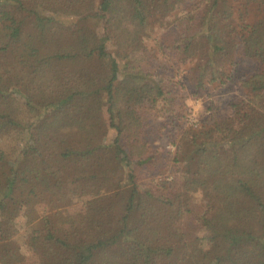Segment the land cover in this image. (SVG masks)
Instances as JSON below:
<instances>
[{
  "label": "trees",
  "instance_id": "16d2710c",
  "mask_svg": "<svg viewBox=\"0 0 264 264\" xmlns=\"http://www.w3.org/2000/svg\"><path fill=\"white\" fill-rule=\"evenodd\" d=\"M0 264H264V0H0Z\"/></svg>",
  "mask_w": 264,
  "mask_h": 264
},
{
  "label": "rangeland",
  "instance_id": "374dc122",
  "mask_svg": "<svg viewBox=\"0 0 264 264\" xmlns=\"http://www.w3.org/2000/svg\"><path fill=\"white\" fill-rule=\"evenodd\" d=\"M87 26H89L97 35L103 36L104 34V24L103 20L100 18V14L96 17H92L87 21ZM154 28H157L154 26ZM158 35V30L156 31V35H153V39L148 40L146 42V45L150 49H155V40ZM110 53H114L113 49L109 48ZM151 60L154 62V65L158 66L159 56L158 54H154L153 51H151ZM184 66L181 67V70H179L177 79L175 80V83L177 85H181V76L183 73ZM259 70H263V67H261L259 64H249L246 66H243L242 68H238V70L233 74V77L235 78H241L250 75L253 72H257ZM162 70L159 69V72ZM166 78H168V84H173L172 82V72L168 70L162 71ZM175 87V85H174ZM236 85L234 83L230 85H226V87H222L219 85H212L211 87H207L206 91H201L198 96L193 97L191 89H185L180 92V88L176 87L177 94L182 98V100L186 101V104L189 108V113L187 116V122L186 121H175L174 124H170L166 127V131L163 134L162 139L160 140V145L164 148H166V154L169 157L177 156L176 153V144H177V133L178 130L181 129L183 126L196 124L200 117L206 113L208 109H210L212 106L214 107L216 104L219 105V107L222 109L223 112H225V108L231 103L233 98L237 94ZM189 95L191 97H189ZM186 98V99H183ZM167 123V122H165ZM144 180L147 181V178ZM146 181H143L144 183Z\"/></svg>",
  "mask_w": 264,
  "mask_h": 264
}]
</instances>
